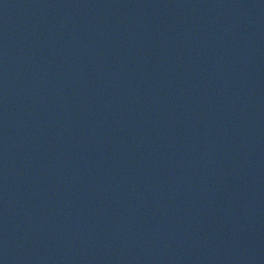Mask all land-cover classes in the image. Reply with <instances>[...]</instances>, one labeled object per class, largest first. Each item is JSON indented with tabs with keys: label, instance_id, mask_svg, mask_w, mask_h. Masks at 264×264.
I'll use <instances>...</instances> for the list:
<instances>
[{
	"label": "water",
	"instance_id": "95a60500",
	"mask_svg": "<svg viewBox=\"0 0 264 264\" xmlns=\"http://www.w3.org/2000/svg\"><path fill=\"white\" fill-rule=\"evenodd\" d=\"M0 264H264V0H0Z\"/></svg>",
	"mask_w": 264,
	"mask_h": 264
}]
</instances>
